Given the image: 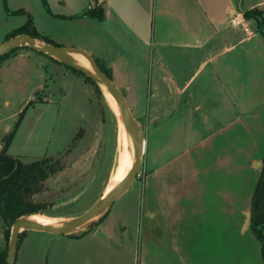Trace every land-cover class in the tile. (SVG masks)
Listing matches in <instances>:
<instances>
[{"label": "crops", "instance_id": "0c3cea01", "mask_svg": "<svg viewBox=\"0 0 264 264\" xmlns=\"http://www.w3.org/2000/svg\"><path fill=\"white\" fill-rule=\"evenodd\" d=\"M244 1L154 0L153 18L149 15L151 0L89 2L87 9L102 5L105 11L106 18L100 22L103 27L85 32L97 40L85 39V44L71 40L65 48L95 56L114 82L122 76L123 84L115 83L126 100H131L133 113L145 116L149 101V127H157L159 134L168 118H179L168 128L166 123L164 132L170 138L164 142L160 143L161 135L157 140L155 133H149L150 143H155L150 153L144 221L130 227L122 220L113 231L103 230L106 221H102L80 238L60 235L63 237L53 243L52 264H264L262 245L254 251L253 242L240 233L247 225L246 221L242 224V217L247 220V214H252L254 187L260 181L264 157V36L257 23L244 16V23L233 25ZM256 8L264 10V0L248 4L249 10ZM76 20L83 19L70 21ZM94 43L109 50L96 48ZM130 45L137 49L130 50ZM162 121L163 127H158ZM194 151L198 158L186 159ZM237 157L241 159L236 162ZM172 162L182 172L180 177L170 176L165 169ZM189 162L193 175H206L208 184L190 196L184 192L179 193L182 199L169 200L178 193L166 192L165 181L183 179ZM221 181L227 188H220ZM243 181L248 200L242 205L238 187ZM230 182L233 188L227 184ZM107 188L104 194L110 184ZM194 196L200 198L195 201ZM225 211L234 213L232 222L226 216L221 219ZM186 212L209 214L208 218L192 219L184 216ZM202 228L215 232L204 237L199 231Z\"/></svg>", "mask_w": 264, "mask_h": 264}, {"label": "rangeland", "instance_id": "374dc122", "mask_svg": "<svg viewBox=\"0 0 264 264\" xmlns=\"http://www.w3.org/2000/svg\"><path fill=\"white\" fill-rule=\"evenodd\" d=\"M258 1L260 0H245L243 11L249 10L248 4ZM46 2L47 5L43 0H0V44L7 41L14 30L23 27L29 16L32 17L40 34L55 44L67 47L65 44H69L71 40L78 44H85V39H90L92 43L97 40L93 37L88 38L85 32H97L98 27H103L100 21L81 17L85 11L95 8L94 6L87 9L89 2L96 5V0H46ZM113 3L115 4L116 0H113ZM153 5L154 0H151L149 15L152 18ZM259 10L264 12L263 9ZM16 11L23 12L16 14ZM74 19L83 20L70 21ZM153 25L152 20L150 22L152 34ZM94 45L96 48L109 50L107 46L95 43ZM129 48L137 49L136 45H130ZM93 57L95 61L98 60ZM98 62L102 63L100 60ZM118 77L115 82L121 86L124 79L122 76ZM99 88L101 93H98L95 86L85 77L75 75L68 67L55 64L49 57L32 49L24 52L19 50L0 64V152L7 137L15 131L9 147L10 155L19 157L24 162L45 158L61 159L64 162L65 169L48 179L44 190L34 198L35 204L40 205L42 211L41 214L35 215L43 220H53L60 226L81 216L99 201L123 156L124 121L114 111L101 85ZM130 101L127 99L132 108ZM148 107L149 101L145 105V116L133 113L142 127L146 141L141 169L129 191L111 207L110 214L103 220L106 221L105 226L104 224L102 226L103 230L113 231L122 220L128 222L126 224L130 227L132 223L144 221L142 213L147 204L146 195L150 188V153L155 143L153 140L150 143L149 133H155L157 140L161 135L160 143L164 142L170 138V134L164 132L166 123L168 128L179 118V116L168 118L164 129L162 128L163 133L159 134L157 127H149ZM163 124L164 121L160 122L158 127H163ZM190 154L193 156H185L186 159L198 158L195 151ZM239 159L241 157L233 160L237 162ZM178 161L181 159L176 162ZM176 162H172L165 169L170 176L180 177L182 172L176 167ZM192 170L193 165L189 162L183 179L165 181L166 192L178 193V196H169V200L182 199L179 193L184 192L186 194L189 192L190 196L208 184L206 175L200 176L197 173L193 175ZM188 177L193 178L187 179ZM249 182L248 180L247 183ZM221 183L220 188H227L224 181ZM243 183L238 187L242 205L248 200L245 181ZM227 184L233 188L232 182ZM254 188L255 193L257 185ZM199 198L200 196H194L193 199L197 201ZM185 199L186 197L183 198ZM221 199H224L223 195ZM200 213L202 214L197 216L198 214L194 212H186L184 216H190L192 219H201L202 216L208 218L209 213ZM233 214L232 211H225L221 213V219L224 220L226 216L225 220L232 222ZM241 221L244 224L247 220L242 217ZM250 223L243 232L240 228V233H245L244 238L250 243L253 242L251 245L256 251L257 245L259 249L261 248V243L251 231ZM128 230L130 232L132 229ZM199 231L204 232V237L215 232L213 228H202ZM5 232L6 226L0 219V254L10 243V240L7 242L5 238ZM59 237L63 236L37 231L23 232L18 244L16 264H52L55 251L53 243ZM195 246L198 248L203 245ZM260 251L262 254L261 249ZM211 256L213 255H208L210 261L213 260ZM243 264H247L246 261Z\"/></svg>", "mask_w": 264, "mask_h": 264}, {"label": "trees", "instance_id": "16d2710c", "mask_svg": "<svg viewBox=\"0 0 264 264\" xmlns=\"http://www.w3.org/2000/svg\"><path fill=\"white\" fill-rule=\"evenodd\" d=\"M43 2L47 5L46 0H43ZM22 12L23 11H16V14ZM243 14L245 19L254 20L257 23L258 30L264 36V12L256 8L243 11ZM81 17L95 19L100 22H103L106 18L102 5H97L95 8L85 11ZM22 34H29L35 39H42L48 44L58 46L49 38L40 34L35 27L32 17L30 16L28 22L23 27L10 33L8 39ZM22 49L30 48L21 47L4 56H1L0 64L2 61ZM96 61L100 69L112 79L110 71L103 66V63L98 62L99 60ZM68 68L77 75L85 77L88 82L95 86L97 92L101 93V90L95 81L85 76L78 70L70 67ZM14 134L15 131L7 137V140H5L4 146L0 152V219L2 220L4 226H6L5 238L7 242L11 238L12 227L19 218L38 216L35 214H41V207L40 205L35 204L34 198L44 190L48 179L62 172L66 167L61 159L45 158L42 160L24 162L21 158L10 155L9 147ZM108 213L109 211L99 221L93 223L82 232L74 233L68 236L74 238L84 236L86 233L97 228L107 217ZM250 226L251 231L254 232L262 245V252L264 256V157L262 160L260 181L252 200V216ZM8 250L9 246H7L0 254V264H7Z\"/></svg>", "mask_w": 264, "mask_h": 264}, {"label": "water", "instance_id": "95a60500", "mask_svg": "<svg viewBox=\"0 0 264 264\" xmlns=\"http://www.w3.org/2000/svg\"><path fill=\"white\" fill-rule=\"evenodd\" d=\"M21 47H28L36 52L47 55L64 64L66 67L82 72L85 76L95 81L99 86H107L118 102L125 127L131 137L134 138V166L127 179L115 191H113V193H111L108 197L102 196L88 211L62 226L44 225L32 221V216L19 218L12 227L7 264H15L20 235L25 231L46 232L50 234L68 236L77 233L80 230H85L93 223L99 221L111 209V207L129 191L141 169L146 144L142 127L133 115L124 92L100 69L98 63L90 53L77 48H65L48 44L42 39L33 38L29 34H22L10 38L0 44V57ZM75 55L84 57L90 63L92 70L78 64L75 61ZM136 131L139 132V144L136 138ZM251 216V212L247 214L246 224L250 223ZM99 234L104 236L102 232Z\"/></svg>", "mask_w": 264, "mask_h": 264}, {"label": "bare ground", "instance_id": "6f19581e", "mask_svg": "<svg viewBox=\"0 0 264 264\" xmlns=\"http://www.w3.org/2000/svg\"><path fill=\"white\" fill-rule=\"evenodd\" d=\"M78 56V55H77ZM75 61L88 68L89 70H92V67L90 63L84 58V57H75ZM102 88L111 103L114 111L119 115L120 119H122V113L120 110V107L118 105V102L116 98L113 96V94L110 92V90L107 88V86L102 85ZM124 151H123V156L121 159V162L119 164V167L114 174L113 179L111 180L110 184V189L102 195L103 197H108L113 191H115L128 177V175L131 173L133 166H134V138L131 137L130 133L128 132L127 128L124 126ZM136 138L137 142L139 144L140 138H139V132L136 131ZM108 189V188H107ZM32 221L44 224V225H50V226H60L57 222L53 220H43L42 218L38 216H32L31 217Z\"/></svg>", "mask_w": 264, "mask_h": 264}, {"label": "built area", "instance_id": "2783aa9c", "mask_svg": "<svg viewBox=\"0 0 264 264\" xmlns=\"http://www.w3.org/2000/svg\"><path fill=\"white\" fill-rule=\"evenodd\" d=\"M243 16H244L243 13H240L239 15H237L236 19L233 21V25L240 26L242 23H244L245 17L243 18ZM245 31L247 33H250L251 30L249 28H246Z\"/></svg>", "mask_w": 264, "mask_h": 264}]
</instances>
